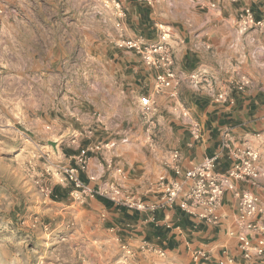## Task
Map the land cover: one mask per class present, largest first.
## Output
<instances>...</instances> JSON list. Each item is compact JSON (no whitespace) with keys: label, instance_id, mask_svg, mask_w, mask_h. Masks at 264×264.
I'll list each match as a JSON object with an SVG mask.
<instances>
[{"label":"rangeland","instance_id":"1","mask_svg":"<svg viewBox=\"0 0 264 264\" xmlns=\"http://www.w3.org/2000/svg\"><path fill=\"white\" fill-rule=\"evenodd\" d=\"M122 3L0 0V264H185L146 243L142 232L112 228L108 212L98 204L104 198L127 208L133 201L157 203L162 196L159 181L175 176L154 182L150 192L141 183L131 185L144 177L146 168L140 160L128 163L125 152L133 149L142 159L139 154L154 155L164 140L176 136L159 129V101L171 92H156L159 70L149 68L135 50L120 46L145 39L130 29ZM246 7L251 5L242 7L237 19L241 40L236 43L241 42L242 53L234 58L233 68L225 71L231 80L227 88L212 84L218 89L214 92L227 100L234 96L229 91L248 87L264 94V8L259 18L263 23L244 30L239 22ZM155 26L157 39L162 34L169 37L175 68L171 35L162 23ZM129 63L136 72L128 76L138 70L145 74L127 81V89L121 66L129 69ZM177 79L175 92L178 74ZM143 94L151 95L150 109L139 102ZM186 115L190 122L184 125L201 138L198 119L189 112ZM87 148V166L82 168L78 156ZM173 163L170 157L169 170L174 171ZM256 164L261 172V154ZM72 169L81 180L80 187L71 179ZM260 187L264 189V183ZM258 205L255 230L238 220V203L235 207L236 224L243 231L258 232L255 245L242 246L247 261L242 264H264V253L258 254L255 248L258 238L264 237V225H260L264 205L259 201ZM145 211L150 210H140ZM250 247H254L252 255ZM199 249L191 252L189 264L211 263L209 252L210 259H195ZM225 252L230 254L223 248L221 258Z\"/></svg>","mask_w":264,"mask_h":264},{"label":"crops","instance_id":"2","mask_svg":"<svg viewBox=\"0 0 264 264\" xmlns=\"http://www.w3.org/2000/svg\"><path fill=\"white\" fill-rule=\"evenodd\" d=\"M124 1L122 4L127 10L130 29L145 39H157L159 29L155 26L156 23H162L164 29L169 31L176 55L175 69L179 77L177 92H165L166 97L160 99L158 110L162 122L159 129H163L164 135L174 134L176 137L164 140L155 149L157 152L154 155L139 154L142 159L137 158L133 149L125 152L128 163L135 164L140 160L141 165L146 168L144 177L134 179L131 185L138 186L141 183L144 190L150 192L154 182L163 177L176 176L175 171L166 166L170 160V149L181 151L183 170L206 156L219 153L220 164L217 170L225 172L230 165L225 156L227 150L223 148L226 141L241 149L248 146L258 149L262 173L255 184L237 181L226 191L218 211L221 216L219 225L194 219L178 207L140 212L105 198L104 202L99 200L98 204L108 212L107 223L112 228L142 232L146 243H152L164 253L176 255L181 263L189 264L191 252L197 248L211 254L212 261L209 264H219L223 248H227L237 258L238 264L247 262L242 256V246L255 245L258 232L248 229L243 231L236 224L235 207L238 198L234 193L238 189H245L264 205V189L259 188L264 183V94L255 87H248L243 91H229L234 95L233 98L230 95L228 100L219 102V93L214 92L216 88L212 84L215 82L216 86L227 88L226 85L231 80L228 77L231 78V75L225 71L233 68L234 58L242 53L241 42L236 43L241 40L237 29L239 11L250 4L259 19L263 17L264 7L256 0ZM260 3L264 5V0H260ZM124 54L128 58L133 57L127 52ZM129 64V69L121 66L124 74L121 80H124L126 88L127 81L136 80V75L141 77L145 74L138 70L136 75L128 76L127 73L133 67L132 63ZM199 74L200 77H197ZM186 112L198 119L201 138L196 139L190 133V128L184 125H189L190 122ZM84 178L88 182L86 175ZM260 225H264L262 217ZM253 249L254 247H250L251 255L255 253Z\"/></svg>","mask_w":264,"mask_h":264},{"label":"built area","instance_id":"3","mask_svg":"<svg viewBox=\"0 0 264 264\" xmlns=\"http://www.w3.org/2000/svg\"><path fill=\"white\" fill-rule=\"evenodd\" d=\"M240 25L244 30L249 27L263 23L256 17L252 7H246L240 14ZM129 49L135 50L141 55L144 63L153 70H159L155 76L156 92L171 91L175 93L177 86V74L174 68V54L169 44L167 34L160 35L156 41H128L120 44ZM244 85H241L242 89ZM227 100L223 94L217 95V100ZM140 104L145 109H150L153 100L150 94H143L139 98ZM197 139L198 135L193 134ZM223 148L227 150L229 167L225 172H219L217 167L220 164V154L206 156L200 161L193 163L185 170L181 169L182 155L179 150L170 153L173 165L172 168L176 176L168 180H160L158 187L162 193L157 203H145L142 201H133L127 204L134 210H164L167 208L178 207L192 218L204 221L210 224L221 222V216L218 211L222 206V200L226 191L233 187L237 181H254L261 176L257 167V161L260 158L258 151L251 147L241 149L232 146L229 141L223 143ZM89 149H82L78 156L82 168L87 166V154ZM71 179L78 187L81 186L76 170L72 169ZM115 195L121 194L120 189L114 190ZM238 202V220L248 229L257 228L256 215L260 212L258 200L247 192L236 190ZM115 199V198H114ZM258 254L264 253V237L258 238L255 246ZM196 260H208L210 255L208 251L199 249L195 251ZM245 256L249 257L245 251ZM235 259L230 254H225L219 260V264H234Z\"/></svg>","mask_w":264,"mask_h":264},{"label":"trees","instance_id":"4","mask_svg":"<svg viewBox=\"0 0 264 264\" xmlns=\"http://www.w3.org/2000/svg\"><path fill=\"white\" fill-rule=\"evenodd\" d=\"M253 9V8H252ZM256 14V13H255ZM256 17L258 18V16H257V14H256ZM101 198V197H100ZM108 202V201H107ZM109 203V202H108ZM158 211V210H157ZM154 212H156V211H154Z\"/></svg>","mask_w":264,"mask_h":264}]
</instances>
